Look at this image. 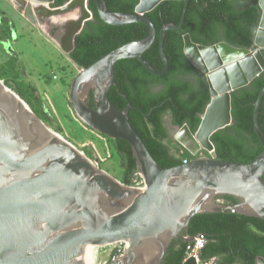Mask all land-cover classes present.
Instances as JSON below:
<instances>
[{
  "label": "water",
  "instance_id": "obj_1",
  "mask_svg": "<svg viewBox=\"0 0 264 264\" xmlns=\"http://www.w3.org/2000/svg\"><path fill=\"white\" fill-rule=\"evenodd\" d=\"M162 1L139 0L133 12H115L105 0H95L104 22H141L149 28V35L114 49L87 68L69 58L78 70L70 86V103L76 116L98 133L131 145L143 178L140 189L99 168L83 151L50 129L0 79V264H99L113 246L127 249L115 262L122 258L123 264H163L173 239L187 243L194 239L196 235H189L188 229L197 214L238 213L264 220V132L259 124L264 87L253 103L254 130L263 151L249 163L222 160L217 158L211 140L215 132L235 122L232 93L264 71V0H258L261 17L253 27V49L226 41L207 46L194 42L189 33L183 35L184 53L206 75L211 99L196 132L184 124L177 127L174 138L177 140L180 129L186 130L209 156L169 168L160 166L130 123L128 112L133 106L120 109L110 100L119 60L138 59L156 76L167 72L166 31L182 28L191 0H185L181 22L166 24L160 31L159 53L165 68L157 72L144 53L157 36L147 13ZM194 1L200 5V0ZM12 2L29 22L55 39L57 42L50 38L65 54L74 49L76 36L93 18L89 0H69L58 7L52 6L55 0ZM79 6L82 13L77 21L53 26L51 35L42 27L45 19ZM15 35L13 30V38ZM91 92L94 108L89 105ZM223 195H231L238 202H218ZM183 264L196 262L189 258ZM256 264H264V257L258 256Z\"/></svg>",
  "mask_w": 264,
  "mask_h": 264
},
{
  "label": "trees",
  "instance_id": "obj_2",
  "mask_svg": "<svg viewBox=\"0 0 264 264\" xmlns=\"http://www.w3.org/2000/svg\"><path fill=\"white\" fill-rule=\"evenodd\" d=\"M67 1L55 0L52 6L58 7ZM105 2L111 11L133 12L139 0ZM205 3L207 6L202 9ZM184 6L185 0H164L147 13L156 26L157 36L144 57L157 72L165 68L159 53L160 31L166 24L178 25L181 22ZM88 8L93 18L76 36L74 49L69 53L70 59L78 66L87 68L114 49L149 35V28L141 22L127 25L104 22L98 14L95 0H89ZM260 17L258 0H200V5L191 0L182 28L166 31L164 52L169 68L164 75H153L134 58L122 59L115 64V84L110 90V100L120 109L128 104L133 106L128 112L129 121L162 168L198 158L179 143V150H183L187 158H179L171 152L166 141L172 143V138L164 124V117L170 115L173 125L182 127L187 124L195 133L211 99L206 75L193 66L184 53L183 35L189 33L194 42L202 45L226 41L234 46L253 49V27L258 25ZM12 28L15 30L14 23L5 11L0 10V40L12 39ZM262 52L264 55V49ZM19 68L12 60L0 64V79L8 87H15L14 91L31 105V97L36 90L17 83L18 78L24 80L27 73L25 65ZM263 87L264 71L248 85L232 93L235 122L211 137L217 158L249 163L263 151L253 123V103ZM90 98L89 105L94 108L92 92ZM259 124L264 132V96L259 110ZM105 137L113 146V154L119 157L122 183L131 185L133 173L138 169L131 145L123 139ZM218 198L227 204L238 202L231 195ZM200 233L208 240L202 257L216 256L218 264H256L258 256L264 257V220L261 218L238 213L197 214L190 221L188 234ZM186 247L187 242L173 239L163 264H182Z\"/></svg>",
  "mask_w": 264,
  "mask_h": 264
},
{
  "label": "rangeland",
  "instance_id": "obj_3",
  "mask_svg": "<svg viewBox=\"0 0 264 264\" xmlns=\"http://www.w3.org/2000/svg\"><path fill=\"white\" fill-rule=\"evenodd\" d=\"M0 10L5 11L14 23L15 36H18L17 39L0 40V64L12 60L20 66L19 69L25 65L26 77L24 80L19 77L17 83H23L28 89L35 88V98L33 95L31 97L32 104L27 103L30 109L50 129L83 151L94 164L98 160L99 168L121 181L120 160L118 155L113 154L111 142L103 134L84 124L71 106L70 86L78 70L70 61L69 54H65L59 46H54L56 44L51 43L45 32L21 15L12 0H0ZM14 88L12 87L13 90ZM164 124L172 138V143L166 141L171 152L179 158H187L184 151L178 148L179 141L174 138L177 126L173 125L170 115L164 117ZM108 151L111 158L101 161L100 159L107 157ZM196 155L208 157L209 153L201 149Z\"/></svg>",
  "mask_w": 264,
  "mask_h": 264
},
{
  "label": "built area",
  "instance_id": "obj_4",
  "mask_svg": "<svg viewBox=\"0 0 264 264\" xmlns=\"http://www.w3.org/2000/svg\"><path fill=\"white\" fill-rule=\"evenodd\" d=\"M109 157L111 158L110 151H108V155L106 158L100 159V160L103 161ZM186 161L187 160H185L184 162H186ZM95 164L98 165L99 161L97 160L95 162ZM142 181H143L142 175L139 172V170L137 169L133 173L132 184L130 186H133V187L140 189ZM217 201L224 203V200H222L220 198H218ZM207 242H208V240L204 234L196 235L191 242L187 243L186 254H185V257L183 259V263L185 261H187L189 258H194L196 264H218V257H216V256H212L209 258H203L202 257V251L205 248ZM126 250H127L126 248L119 247V246L111 247L109 254L99 264H123L122 258H120L116 262H115V260L118 259V257L120 255H125Z\"/></svg>",
  "mask_w": 264,
  "mask_h": 264
},
{
  "label": "bare ground",
  "instance_id": "obj_5",
  "mask_svg": "<svg viewBox=\"0 0 264 264\" xmlns=\"http://www.w3.org/2000/svg\"><path fill=\"white\" fill-rule=\"evenodd\" d=\"M78 9H81V7L79 6ZM80 12V16H81ZM64 15L58 16V17H52V18H47L45 19L44 23H42V27L45 29L46 32H48L49 34L52 32V28L54 26L57 27L59 25H63L66 26L68 24H66L65 20L60 21V17H63ZM80 16H78L76 18V21L80 18ZM74 22V21H73ZM70 23V22H69ZM51 35V34H50ZM54 37H56L55 35H53ZM51 38V37H50ZM53 41H55V39L51 38ZM57 42V41H55ZM256 59V57H255ZM74 65V64H73ZM27 104V103H26ZM28 105V104H27ZM177 140L182 144L185 145L186 147L190 148L191 151L198 153L201 149H203V146L201 145V142L195 138L192 137L186 130L184 129H180L177 133Z\"/></svg>",
  "mask_w": 264,
  "mask_h": 264
},
{
  "label": "crops",
  "instance_id": "obj_6",
  "mask_svg": "<svg viewBox=\"0 0 264 264\" xmlns=\"http://www.w3.org/2000/svg\"><path fill=\"white\" fill-rule=\"evenodd\" d=\"M4 2H7V1H4ZM7 4H9V3L7 2ZM80 12H81V9H78V8L74 11L68 12V13L64 14L63 17H60L61 18L60 21L65 20L66 24H69V22H72V21H76V18L78 16H80ZM38 29L41 30L40 28H38ZM51 43L53 44V41ZM54 46H56V45H54Z\"/></svg>",
  "mask_w": 264,
  "mask_h": 264
},
{
  "label": "flooded vegetation",
  "instance_id": "obj_7",
  "mask_svg": "<svg viewBox=\"0 0 264 264\" xmlns=\"http://www.w3.org/2000/svg\"><path fill=\"white\" fill-rule=\"evenodd\" d=\"M205 7L207 6V3H205V5H204ZM33 25V24H32ZM18 38V36L16 37V39Z\"/></svg>",
  "mask_w": 264,
  "mask_h": 264
}]
</instances>
